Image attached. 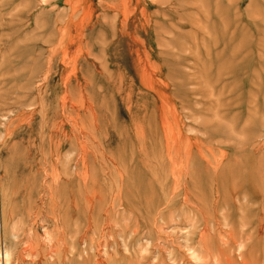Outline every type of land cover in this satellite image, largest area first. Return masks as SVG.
I'll return each mask as SVG.
<instances>
[{"label":"rangeland","instance_id":"rangeland-1","mask_svg":"<svg viewBox=\"0 0 264 264\" xmlns=\"http://www.w3.org/2000/svg\"><path fill=\"white\" fill-rule=\"evenodd\" d=\"M0 264H264V0H0Z\"/></svg>","mask_w":264,"mask_h":264}]
</instances>
